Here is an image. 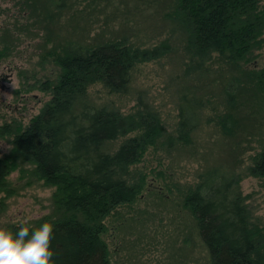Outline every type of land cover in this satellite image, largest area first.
I'll use <instances>...</instances> for the list:
<instances>
[{
	"label": "trees",
	"instance_id": "obj_1",
	"mask_svg": "<svg viewBox=\"0 0 264 264\" xmlns=\"http://www.w3.org/2000/svg\"><path fill=\"white\" fill-rule=\"evenodd\" d=\"M168 15L186 33L187 72L208 77L218 64L224 79L219 126L225 133L235 132L241 127L237 110L244 91L264 108V69L249 65L264 47V0H176ZM61 46L63 54L53 56L60 73L56 81L48 80L50 85L46 82L50 101L29 124L7 123L0 131L13 134L11 152L0 157V190L8 189L7 176L20 162L33 165V170L21 171L55 188L54 211L30 222L33 229L44 222L54 225L52 264H111L106 220L137 198L145 177L137 181L132 166L164 136L165 127L142 96L134 111L124 112L97 104L88 89L100 81L110 91L127 92L135 62L150 55L122 40L86 46L64 39ZM9 54L7 48L0 50V58ZM197 86L188 83L179 92L175 139L182 143L191 142L207 106ZM132 132L140 134L108 149L109 142ZM253 161L251 172L264 176V147ZM239 181L238 174L225 168L208 169L187 193L186 204L197 219L211 264H264V226L253 215ZM9 230L17 232L18 225Z\"/></svg>",
	"mask_w": 264,
	"mask_h": 264
},
{
	"label": "rangeland",
	"instance_id": "obj_2",
	"mask_svg": "<svg viewBox=\"0 0 264 264\" xmlns=\"http://www.w3.org/2000/svg\"><path fill=\"white\" fill-rule=\"evenodd\" d=\"M58 2L0 0V50L7 48L10 53L0 58V131L7 123L12 127L29 124L50 101L48 80L56 81L61 68L53 56L63 54L64 39L86 46L122 40L149 52V57L141 55L132 67L127 92L110 91L100 81L88 89L97 104L124 112L134 111L142 96L158 111L165 127L164 136L132 166L137 181L145 177L137 198L115 209L106 220L111 264H211L197 219L186 204L187 193L208 169L225 168L238 174L252 213L264 226V176L250 170L255 154L264 147V108L244 91L237 110L241 127L230 134L221 129L224 79L217 63L208 77L187 72L186 33L168 15L176 0ZM163 44L166 47L155 50ZM254 55L249 65L264 69V47ZM188 83L198 85L207 106L191 142L182 143L175 139L179 92L182 95ZM137 133L109 142L108 149H116ZM12 146L13 134L0 133V157L9 154ZM33 168L22 161L7 176L8 189L0 190V228L33 222L54 211L55 188L21 171Z\"/></svg>",
	"mask_w": 264,
	"mask_h": 264
},
{
	"label": "clouds",
	"instance_id": "obj_3",
	"mask_svg": "<svg viewBox=\"0 0 264 264\" xmlns=\"http://www.w3.org/2000/svg\"><path fill=\"white\" fill-rule=\"evenodd\" d=\"M54 225L44 222L32 228L25 220L13 232L0 228V264H52Z\"/></svg>",
	"mask_w": 264,
	"mask_h": 264
}]
</instances>
